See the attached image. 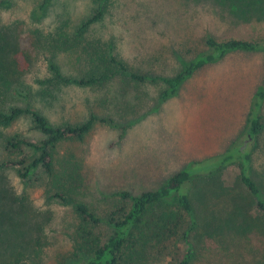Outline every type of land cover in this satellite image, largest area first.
Segmentation results:
<instances>
[{
  "label": "trees",
  "instance_id": "trees-1",
  "mask_svg": "<svg viewBox=\"0 0 264 264\" xmlns=\"http://www.w3.org/2000/svg\"><path fill=\"white\" fill-rule=\"evenodd\" d=\"M52 1L40 0L30 14L31 52L18 49L17 35L8 31L9 25L0 26V264H218L213 257L219 259V264H233L241 249L251 254L250 258L243 256L242 264L259 263L264 249L255 247L254 242L264 239V177L253 175L252 161L258 149L264 151V87L252 97L242 130L243 141L233 142L221 154L192 161L156 189L103 193L105 198L117 201L103 211L81 192L85 185L81 159L72 149L61 153L60 148L66 142H83L97 124L118 129V138H124L134 120H121L115 112L124 96L112 90L114 83L135 88L164 83L158 94L160 105L198 70L231 52L264 51V42L218 39L212 32L197 39L185 35L181 40L189 44L186 51L177 50L170 55L160 52L149 56L151 59L144 57L143 62L138 58L131 61L118 50L114 37L101 34L98 27L115 0H94L89 13L76 23L66 12L48 23ZM214 1L240 21H250L256 12L264 17V0H210ZM15 4L16 0H0V13L13 9ZM20 23L13 21L10 25L17 27ZM62 55L75 58V71L65 69L59 60ZM41 57L46 73L37 74L33 83H22L24 74L31 70L29 66ZM172 57L175 69L166 74L165 62L169 63ZM149 61L153 68L143 65H149ZM155 66L162 71L156 72ZM69 86L96 92L95 103L80 121H54L36 103L57 104ZM9 88L16 90L23 103L2 98ZM22 117L29 119L32 129L42 135L40 139L3 131ZM249 141L255 142L250 145ZM247 142L250 146L246 147ZM232 164L240 169L242 190L236 194L222 181L215 183L224 168ZM12 168L25 182L34 175L44 177L47 198L70 204L77 215L72 249L59 255L54 263L41 256L43 213L28 207V196L16 194L8 185L5 173ZM196 177L214 179L213 187L226 198L222 212L212 210L206 223L197 215L188 192L189 183ZM102 225L108 233L96 229ZM203 236L215 244L202 247L197 237ZM214 251L218 255L209 254Z\"/></svg>",
  "mask_w": 264,
  "mask_h": 264
},
{
  "label": "rangeland",
  "instance_id": "rangeland-1",
  "mask_svg": "<svg viewBox=\"0 0 264 264\" xmlns=\"http://www.w3.org/2000/svg\"><path fill=\"white\" fill-rule=\"evenodd\" d=\"M39 1L16 0L13 9L0 13V26L9 25L8 31L16 33L18 49L24 52L32 51L28 33L30 14ZM94 3V0H53L46 20L51 23L57 15L66 12L71 22L76 23L89 13ZM13 21L22 23L15 27L10 25ZM98 27L101 34L114 37L118 50L127 59L133 61L138 58L140 62L144 57L151 59L149 56L155 57L160 52L168 55L177 50L186 51L189 44L185 45L181 40L185 35L197 39L212 32L218 39L234 37L264 42V17L258 12L250 21H240L231 17L219 3H211L210 0L202 3L191 0H115L105 21ZM199 46L204 48L202 44ZM21 60L24 62L23 56ZM59 60L66 70L77 69L74 57L62 55ZM149 62V65L142 64L145 68H153ZM174 62L173 57L169 63L165 62L168 64L166 74L175 69ZM29 68L31 70L24 74L22 83H33L37 74L46 73L43 57ZM154 70L162 71L159 66H155ZM120 86L116 83L111 86L115 93L124 96L115 112L121 120H134L124 138H118V129L97 124L83 142H66L60 148L61 153L72 149L81 159L85 177L84 191L81 192H84L88 202L102 211L117 203L112 198H105L103 193L122 189L134 192L156 189L192 161L221 154L233 142L243 141L242 130L252 97L264 87V51L227 54L222 60L195 72L160 105H157L158 94L164 83L141 85L140 88ZM95 96L96 92L88 88L69 86L64 89L57 104H36L44 108L54 121H80L95 103ZM2 98L16 103L24 101L13 88H9ZM3 131L6 134L19 133L32 140L42 137L32 129L27 117L18 119ZM254 142L251 141L250 145ZM250 145L247 142L245 146ZM252 172L258 179L264 177L263 150H257ZM239 173L237 164L229 165L221 172L220 179H215V183L222 181L236 194L242 190ZM5 174L11 191L26 194L28 207L43 213L40 221L44 253L41 256L48 263L56 262L59 255L72 249L77 226V215L72 206L47 198L44 177L34 175L25 182L13 168ZM213 180L196 177L188 186L202 223L211 218L214 210L222 212L221 206L225 203L224 195L213 187ZM214 192L219 197H215ZM96 229L108 233L103 225ZM203 237H197L202 247L215 244L208 237ZM254 245L263 250L264 239L257 238ZM209 254L218 255L215 251ZM243 256L250 258L251 254L239 250L233 264H242ZM212 259L219 264L218 258ZM258 261L256 264H264V254L259 255Z\"/></svg>",
  "mask_w": 264,
  "mask_h": 264
}]
</instances>
